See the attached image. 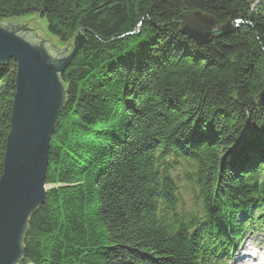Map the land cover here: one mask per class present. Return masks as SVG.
<instances>
[{"label": "trees", "instance_id": "obj_1", "mask_svg": "<svg viewBox=\"0 0 264 264\" xmlns=\"http://www.w3.org/2000/svg\"><path fill=\"white\" fill-rule=\"evenodd\" d=\"M194 10L241 23L199 44ZM29 14L65 44L87 32L20 264H220L264 226V0H0V19ZM16 71L0 64V177Z\"/></svg>", "mask_w": 264, "mask_h": 264}, {"label": "water", "instance_id": "obj_2", "mask_svg": "<svg viewBox=\"0 0 264 264\" xmlns=\"http://www.w3.org/2000/svg\"><path fill=\"white\" fill-rule=\"evenodd\" d=\"M181 18V31L199 44L234 30L230 22L219 25L213 15L199 10L185 11ZM86 32L81 28L72 41L55 46L28 23L0 19V64L17 63L0 177V264L24 259L29 220L46 201L50 142L67 103L62 74L85 47ZM257 102L264 108V87Z\"/></svg>", "mask_w": 264, "mask_h": 264}, {"label": "rangeland", "instance_id": "obj_3", "mask_svg": "<svg viewBox=\"0 0 264 264\" xmlns=\"http://www.w3.org/2000/svg\"><path fill=\"white\" fill-rule=\"evenodd\" d=\"M13 20L15 21H19V22H22V23H28L30 26L36 28V30L39 32V33H44L46 35V37L48 39H50L53 44L55 46H60V45H65V43L61 42L58 38H56L54 35L50 34V32L48 31L47 29V22L46 20L40 18L38 15L36 14H29V15H24L22 17H19V18H14ZM142 23V22H141ZM141 27V24H139V28ZM139 28L135 31V33H139L141 32V30L139 32H137L139 30ZM182 184L183 187L180 188L181 192H182V196H183V203H182V206H183V209L186 210V211H189L191 208L194 207V199L192 197V191L194 189H196L195 185L193 184H188V185H184L182 182H180ZM52 185H47V190L49 188H51ZM253 209V208H252ZM246 238L247 237H250V241L252 242V244L250 245V248H252L253 246L254 247H259L261 249V251H263V257H264V231L262 230H258V231H251V230H248L246 231ZM244 238V234L241 238V241L240 243L242 244H238L235 246V248L233 249V251L229 254V264H238L236 263V261H234V258H233V254L239 250H241L245 244L248 242L247 239ZM261 257H255V260H258L260 259ZM255 261L252 260L250 263L248 264H254Z\"/></svg>", "mask_w": 264, "mask_h": 264}, {"label": "bare ground", "instance_id": "obj_4", "mask_svg": "<svg viewBox=\"0 0 264 264\" xmlns=\"http://www.w3.org/2000/svg\"><path fill=\"white\" fill-rule=\"evenodd\" d=\"M199 11H201V10H199ZM227 22H230L232 24L233 28L235 29L241 23V20L240 19H236L234 22H231V21H227ZM227 22H225L224 24H226ZM221 198H222V200H224L223 197H221ZM221 210H222V208L220 207V209L218 211L220 212ZM245 229L242 231V235H241V237H242L243 234H244V238L246 237L245 236L246 235V231H248L249 228H247V230H245ZM232 239H233V242H238L239 241V238H234V236H232ZM248 240L250 242V239H248ZM249 246H250V243L246 244L241 250H239V251H237V252H235L233 254V258H234V261H236V263H238V264H248L249 262H251L253 260L252 254H250L249 252H247V248ZM226 248H227L226 245H223L220 250L216 251V253L214 254V257H221L222 251L225 250ZM262 260L263 259H260L259 262H257V263H260Z\"/></svg>", "mask_w": 264, "mask_h": 264}]
</instances>
